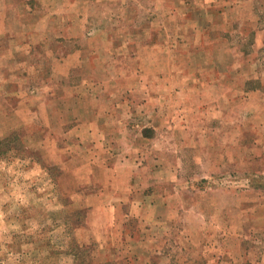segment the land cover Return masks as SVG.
I'll return each instance as SVG.
<instances>
[{
    "label": "rangeland",
    "instance_id": "374dc122",
    "mask_svg": "<svg viewBox=\"0 0 264 264\" xmlns=\"http://www.w3.org/2000/svg\"><path fill=\"white\" fill-rule=\"evenodd\" d=\"M0 264H264V0H0Z\"/></svg>",
    "mask_w": 264,
    "mask_h": 264
},
{
    "label": "trees",
    "instance_id": "16d2710c",
    "mask_svg": "<svg viewBox=\"0 0 264 264\" xmlns=\"http://www.w3.org/2000/svg\"><path fill=\"white\" fill-rule=\"evenodd\" d=\"M73 255V254H72ZM77 257L76 256H73V259H76Z\"/></svg>",
    "mask_w": 264,
    "mask_h": 264
},
{
    "label": "crops",
    "instance_id": "0c3cea01",
    "mask_svg": "<svg viewBox=\"0 0 264 264\" xmlns=\"http://www.w3.org/2000/svg\"><path fill=\"white\" fill-rule=\"evenodd\" d=\"M70 259L72 260V259H73V257H70Z\"/></svg>",
    "mask_w": 264,
    "mask_h": 264
}]
</instances>
